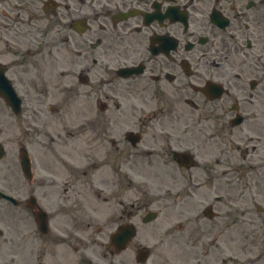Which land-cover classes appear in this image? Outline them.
<instances>
[{
  "label": "flooded vegetation",
  "instance_id": "1",
  "mask_svg": "<svg viewBox=\"0 0 264 264\" xmlns=\"http://www.w3.org/2000/svg\"><path fill=\"white\" fill-rule=\"evenodd\" d=\"M0 150V264H264V0H0Z\"/></svg>",
  "mask_w": 264,
  "mask_h": 264
},
{
  "label": "rangeland",
  "instance_id": "2",
  "mask_svg": "<svg viewBox=\"0 0 264 264\" xmlns=\"http://www.w3.org/2000/svg\"><path fill=\"white\" fill-rule=\"evenodd\" d=\"M234 177L236 178L237 181H235L232 184L233 186L231 189L229 187L228 189L225 188L224 180L215 181L213 194L214 196L223 195L221 198H217V197L214 198V199H221L219 203L217 202V205L219 204L218 209L220 210L222 215H224L226 211L232 208V211L230 212L231 217H236L237 219L239 218V215L237 214H239V212L241 211L242 207L244 206V203L238 197L236 199H233L230 196L231 194L233 195L239 194V182L237 179L239 176H234ZM150 186L149 187L151 188L152 192H156L157 190L156 185H150ZM263 204H264V201H263ZM103 209H107V208H103ZM233 212L236 214H233ZM245 221L246 223L241 224L243 227V234L244 233L245 234L243 235L239 233V236H238V234L236 233L235 236H238V237L231 241L230 251L236 252L238 254L236 255L238 258L254 257L256 253L260 251H264L263 250V245H264L263 234H260L262 231L260 230L259 233L258 232L253 233V231L250 230V229H253L255 231L256 229L262 226V224L264 223V214L258 213L254 209H252V214L248 213ZM250 221H252L251 224H250ZM215 223H222L221 218L215 219ZM244 241H245V245H243ZM261 246L262 248H260Z\"/></svg>",
  "mask_w": 264,
  "mask_h": 264
}]
</instances>
